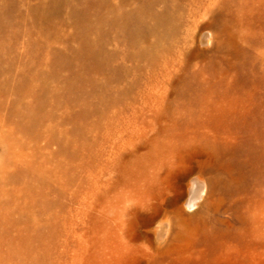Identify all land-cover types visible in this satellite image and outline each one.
<instances>
[{"label":"rangeland","instance_id":"obj_1","mask_svg":"<svg viewBox=\"0 0 264 264\" xmlns=\"http://www.w3.org/2000/svg\"><path fill=\"white\" fill-rule=\"evenodd\" d=\"M0 264H264V0H0Z\"/></svg>","mask_w":264,"mask_h":264}]
</instances>
